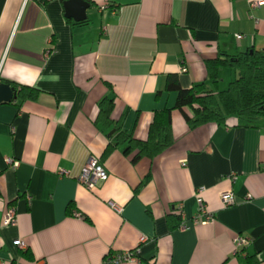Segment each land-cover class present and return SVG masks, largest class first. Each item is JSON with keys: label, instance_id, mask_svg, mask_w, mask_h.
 <instances>
[{"label": "crops", "instance_id": "0c3cea01", "mask_svg": "<svg viewBox=\"0 0 264 264\" xmlns=\"http://www.w3.org/2000/svg\"><path fill=\"white\" fill-rule=\"evenodd\" d=\"M85 1L75 22L60 0H0V84L38 90L0 103V262L23 264L20 240L31 264H110L108 254L135 248L122 264H264V117L190 129L173 109L177 93L164 90L169 74L184 89L211 85L208 61L264 51V3ZM217 73L219 90L238 76ZM104 97L114 98L112 122L140 141L154 112L171 109L173 144L136 163L124 145L107 151L113 126L96 122ZM90 158L107 173L92 190L77 180ZM200 188L213 223L191 221ZM227 191L235 203L224 207Z\"/></svg>", "mask_w": 264, "mask_h": 264}, {"label": "trees", "instance_id": "16d2710c", "mask_svg": "<svg viewBox=\"0 0 264 264\" xmlns=\"http://www.w3.org/2000/svg\"><path fill=\"white\" fill-rule=\"evenodd\" d=\"M222 66L238 73L225 90L217 88V72ZM206 69L207 80L211 85L201 83L184 89L175 74L167 75L165 80L164 90L177 93L173 109L181 112L190 129L209 123L225 124L229 118H237L245 126H250L264 117V51L251 50L235 56L220 55L208 61ZM13 91L22 100H32L38 95V90L29 86L13 85ZM113 108V97H104L98 103L96 122L106 127L113 126L114 130L107 151L124 145V153L131 154V161L136 163L143 158L153 160L173 144L171 109L154 112L147 138L140 141L127 134L119 121L112 122L110 117ZM21 259L23 264H31L32 257L27 250L21 252Z\"/></svg>", "mask_w": 264, "mask_h": 264}, {"label": "built area", "instance_id": "2783aa9c", "mask_svg": "<svg viewBox=\"0 0 264 264\" xmlns=\"http://www.w3.org/2000/svg\"><path fill=\"white\" fill-rule=\"evenodd\" d=\"M264 3V0H252L249 2V8L250 9H255L260 6H262ZM236 37L239 39L241 38V35H236ZM48 52V51H47ZM7 164L11 166L13 169L17 168L19 165V161L17 160H12L10 158H7ZM62 173V172H59ZM231 181H234L236 179V176H229ZM107 179V173L102 167V165L99 163V160L95 158H90L89 161L86 163L85 167L83 168L81 174L78 176L77 180L78 182L86 187L88 190H92L95 186V184L98 181H105ZM203 188H200L197 190V205H198V210L196 215L191 219L193 224H206V223H213L215 221L214 215L208 211L205 207V204L200 196H198L199 193H201ZM247 198V197H246ZM221 203L224 207L231 206L235 203V196L233 192L227 191L223 192L221 194ZM73 216L76 218H82V215L79 212L73 211L72 213ZM182 214L178 213V216L180 217ZM183 218V217H182ZM16 221L15 218V212L14 209L9 206L6 209V212L4 214V224L5 225H13ZM187 227L186 225V220L183 219L181 220V223L179 225V228L185 229ZM235 246L237 247V250L243 249L247 241L242 238L238 237L234 240ZM18 249L21 252L26 251V246L25 244L18 240L16 242ZM137 255H138V249H133V250H125V251H120L116 253H110L106 256L105 261L110 264H122L125 262H132L137 260ZM0 264H3L0 262ZM32 264H46L44 260H36L32 262Z\"/></svg>", "mask_w": 264, "mask_h": 264}, {"label": "water", "instance_id": "95a60500", "mask_svg": "<svg viewBox=\"0 0 264 264\" xmlns=\"http://www.w3.org/2000/svg\"><path fill=\"white\" fill-rule=\"evenodd\" d=\"M65 17L81 22L86 19V10L89 3L85 0H65L63 2ZM13 98V89L7 84H0V103L8 102Z\"/></svg>", "mask_w": 264, "mask_h": 264}]
</instances>
